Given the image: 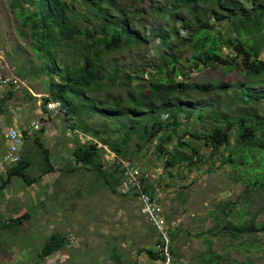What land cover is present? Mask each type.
Masks as SVG:
<instances>
[{
	"label": "rangeland",
	"instance_id": "obj_1",
	"mask_svg": "<svg viewBox=\"0 0 264 264\" xmlns=\"http://www.w3.org/2000/svg\"><path fill=\"white\" fill-rule=\"evenodd\" d=\"M82 3L83 6L78 4L77 9L87 11L93 19L88 2L82 0ZM150 6L155 9L152 13H148ZM110 8L114 14L124 10L135 19L137 29V23L144 19L146 24L138 31L147 44L104 55L102 66L106 76L118 74V83H130L133 91L138 83L150 85L160 68L168 62V56L173 55L180 58L179 66L187 73V77H179V80L189 78L187 81L197 83L231 82L235 85L227 94L204 97L197 92L190 93L191 98L185 100L189 101L188 105L180 116V133L186 129L200 132L213 124L212 119L208 122L199 119L198 112L191 113L187 119L185 113L190 111L191 106H203L207 112L211 106L224 110L242 98L236 81L243 78L237 71L224 68L189 69L188 57L191 53L185 42L188 28L180 18L173 21L171 17L157 14L156 9H167V13L171 14L173 9L168 10L170 7L165 0H151L146 5H134L133 0H113ZM176 14L188 17L187 11ZM77 22L82 28L93 27L92 22L84 17H78ZM159 34L169 37L162 49L158 48L161 45V40L157 38ZM178 34L179 37H176ZM69 47L71 44L61 45L58 53L61 68L63 60L72 59L77 54L72 48L68 52L66 49ZM0 57L1 73L15 75L21 82V90L10 102L23 106V124L27 125L37 118L34 113L36 107H42L44 99L50 95L51 81L58 82L59 78L44 69L45 58L37 56L29 30L21 28L9 0H0ZM249 92L263 93L264 80L252 82ZM108 93L113 97L126 94L125 88L118 84L91 95L89 110L82 111L78 127L73 121L58 117L50 122L48 134L33 132L28 136L19 128L23 134L21 148L24 160L29 163L25 173L33 182H27L22 176H15L9 182L6 181L7 176L0 177V209L4 208L0 211V226L3 223L1 230L11 238L6 240V244L27 247L34 259L35 255H41L48 241L58 235L65 239L64 246L57 250L65 256V264H163L164 260H155L146 252L156 248L161 233L149 217L140 213L138 198L127 194L120 186L118 192L113 191L93 168L87 167L83 159L78 161L74 155L77 145L92 141V131L100 129L106 131L103 137L111 138L112 146H103L101 138H95L97 143L100 142L99 147H103L106 166L111 168L118 157L113 146H123L126 154L124 158L120 156L121 159L149 173V183L160 197L162 217L169 223L178 222L175 236L168 240V257L173 264H212L206 258L208 244L216 252L215 257H221L222 264H264L263 233L243 237L221 233L229 221L241 223L255 220L264 223V190L247 192L245 181L251 176L249 167L240 163L237 168L231 164L224 165V160L236 153L238 130L234 129L232 133L231 145L218 151L190 135L183 140L189 145L177 151L175 146L179 142L175 140L168 146L172 152L189 157L186 150L194 146L201 151L203 158L197 164L186 160L172 166L167 163L166 157L160 155L159 137L149 142L138 143L136 139L127 144L123 142L130 120H116L109 116L108 110L114 105L104 103ZM227 113L235 116L253 113L264 118V99L259 102L250 100L249 104L239 101ZM166 118L167 115H164L163 119ZM11 126L9 120L0 125V153L7 150L6 134ZM84 128L91 132L84 134ZM257 154L253 152L254 157ZM235 157L239 159L237 154ZM254 166L257 167V163ZM20 215L22 221L16 223L15 218ZM8 220H12V224L7 226ZM3 237H0V243L4 244ZM61 256H47L49 260H43L44 264H60Z\"/></svg>",
	"mask_w": 264,
	"mask_h": 264
},
{
	"label": "trees",
	"instance_id": "obj_2",
	"mask_svg": "<svg viewBox=\"0 0 264 264\" xmlns=\"http://www.w3.org/2000/svg\"><path fill=\"white\" fill-rule=\"evenodd\" d=\"M9 1L10 8L20 20L21 28L29 30L37 56L45 58L44 69L51 76L57 75L59 78L58 82L51 81L50 95L44 99L45 104L51 100L61 101L67 108L69 120L78 127L81 125L82 111L89 110L91 95L102 92L108 86L120 84L125 88V96L113 97L108 93L104 103L111 102L114 105L108 110L111 118L130 120L123 134V142L127 144L134 139L138 143L149 142L159 137L160 155L166 157L167 163L172 166L186 160L191 164H197L203 158L201 151L194 146H189L186 150L190 154L189 157H181L178 153L172 152L168 146L175 140L179 142L175 150L184 149L189 145L188 142L183 143V140L190 135L194 140L203 141L218 151L231 145L232 133L237 129L239 145L236 153L224 160V165L231 164L235 168L240 164L247 165L251 172V176L245 181L248 186L247 192L264 190V118L253 113L236 116L227 113L239 101L249 104L250 100L259 102L264 99V92L257 94L249 92L252 82L264 80V0H165L170 7L168 10L173 9L171 14L167 13V9H156L158 15H166L173 21L180 18L185 28H188L189 35L185 42L191 53L188 57L190 70L224 68L228 71H237L243 78L236 81L242 98L235 103L232 102L226 109L220 110L211 106L207 112L206 108L200 105L190 107V111L185 113L187 119L191 113L198 112L199 119H205L207 122L213 120L208 129L196 133L188 129L183 133L179 131L182 126L180 116L189 102L185 100L191 98L192 92L204 97L216 93L227 94L235 86L231 82L197 83L187 81L189 78H186V81L179 80V77H187V73L179 66L180 58L173 55L168 56V62L160 68L158 76L150 85L138 83L133 91L130 83L126 81L118 83V74L106 76L104 73L102 66L104 55L147 44L141 39L138 31L144 28L146 24L144 19L137 23L139 29L135 28V19L124 10H119L117 14L112 12L110 6L113 0H86L93 12V19L87 11L77 9L78 4L83 6L82 0ZM148 1L151 0H133V4L146 5ZM154 10L150 6L148 13ZM177 11H187L188 17L177 15ZM78 17L91 21L92 29L82 28L77 22ZM176 37H179V34ZM157 38L161 40L158 48H165L169 37L159 34ZM62 44H71L66 50L69 52L72 48L77 54L72 59L63 60L61 68L58 65V53ZM164 115H167L166 119H163ZM84 132L88 134L91 131L84 128ZM103 133L106 131L100 129L92 131L93 140L87 144L77 145L74 155L78 161L83 159L86 166L93 168L109 188L118 192V186L123 183V172L118 160H124L126 149L119 144L113 146L119 159L108 168L102 156L103 147H99L100 142H95V138L100 137V144L112 146L111 138L103 137ZM255 151L258 153L256 157L253 156ZM255 163L257 167L254 166ZM28 164L22 160L4 173H0V177L7 176L6 181L9 182L15 176H22L27 182L32 183L33 179L31 180L25 173ZM147 190L157 195L150 183ZM223 229L221 233L233 237L264 234V223L255 220L241 223L229 221L225 223ZM175 234L176 232H172L171 236ZM63 239L58 235L53 236L44 247L42 257L45 258L63 247L65 244ZM207 250L209 254L206 258L212 264H222L219 260L221 257H215L216 252L211 245L208 244ZM146 252L155 260L166 258L161 256L156 248L147 249Z\"/></svg>",
	"mask_w": 264,
	"mask_h": 264
},
{
	"label": "built area",
	"instance_id": "obj_3",
	"mask_svg": "<svg viewBox=\"0 0 264 264\" xmlns=\"http://www.w3.org/2000/svg\"><path fill=\"white\" fill-rule=\"evenodd\" d=\"M0 86L7 87L13 91H18L22 88L20 80L15 75H4L1 71ZM46 108L54 117H65L67 121L70 119L67 108L61 101L51 100L46 103ZM32 127H34L35 130H39L41 125L39 123H32ZM6 139L9 142V149L0 157V173H4L9 167L22 161V134L20 133V130L16 128L9 129L6 134ZM118 163L123 172V183L120 185V188L123 187L122 189L124 192L133 194L141 202L140 213L143 216L149 217V219L158 227L159 233H161V240L156 246V251L159 252L161 256L166 257L163 259V264H173L171 258L168 257V240L171 237V233L177 230V227L179 226L178 222L169 223L162 217L160 212V197L147 190L150 180L148 172L141 171L124 160H118Z\"/></svg>",
	"mask_w": 264,
	"mask_h": 264
},
{
	"label": "crops",
	"instance_id": "obj_4",
	"mask_svg": "<svg viewBox=\"0 0 264 264\" xmlns=\"http://www.w3.org/2000/svg\"><path fill=\"white\" fill-rule=\"evenodd\" d=\"M19 89L18 91H20ZM18 91H13L7 87H1L0 86V99L3 98L1 102V107H0V125H4V123L9 120V123L12 125L9 129L11 128H16L20 130L21 128L25 134L28 133V136L31 135L33 132H43L45 134L49 133V124L52 122V119L58 118L54 117L51 115V112H49L46 108V104L44 103L42 107L37 106L36 109L34 110V113L37 118L35 120H32L31 122H28L27 125L23 124V117H22V112L24 111L23 106H20L19 103L17 102H10L11 98L17 93ZM41 104V102L39 103ZM12 119L10 116H12ZM32 123H39L41 125V128L39 130H35L34 127H32ZM22 134V132L20 131ZM26 136V137H28ZM23 138V134H22ZM9 149V142L7 140V150ZM1 151L0 157L7 152ZM21 157L22 160H24V155H23V150L21 151ZM52 170H54L53 166H51ZM4 209L1 208L0 211ZM25 216V215H23ZM16 223L22 221V216L20 215L19 217L15 218ZM15 222V221H13ZM12 224V220L7 221V226ZM3 226V223L0 226V237H3V241L5 240L4 244L3 242L0 243V264H33V261L35 262L34 264H44L43 260H49L48 258L50 257H55L56 255L61 256L59 253L55 252L51 255L48 256V258H43L42 255L38 254L37 256L35 255L34 259L32 257V254H30V251L27 249V247H14L12 244L7 243L6 240L11 239L10 237L7 236L1 229ZM9 242V241H8ZM31 256V257H30ZM68 255H66L67 257ZM30 258V259H29ZM65 256H61L62 261L60 264H65L64 260ZM50 262V261H49Z\"/></svg>",
	"mask_w": 264,
	"mask_h": 264
}]
</instances>
